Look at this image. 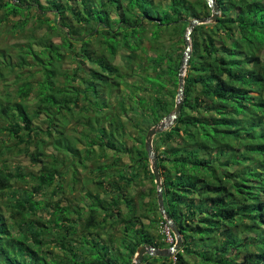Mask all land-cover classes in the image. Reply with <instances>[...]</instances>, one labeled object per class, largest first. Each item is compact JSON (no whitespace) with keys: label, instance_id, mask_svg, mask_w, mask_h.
Here are the masks:
<instances>
[{"label":"trees","instance_id":"1","mask_svg":"<svg viewBox=\"0 0 264 264\" xmlns=\"http://www.w3.org/2000/svg\"><path fill=\"white\" fill-rule=\"evenodd\" d=\"M44 1L0 0V28H45L0 47V84L17 73L14 91L0 85V135L15 140L0 144L10 214L0 210V264H133L145 244H175L154 233L167 221L146 135L174 111L189 24L211 9L207 0ZM216 2L217 21L191 34L181 113L154 138L183 245L141 264H264V0ZM134 77L145 87L130 85ZM124 90L132 105L113 106ZM70 124L78 136L65 132ZM13 153L38 169L9 167L2 157ZM143 176L153 184L147 194L136 191ZM12 180L31 187L18 193ZM66 188L84 194L82 205L62 203Z\"/></svg>","mask_w":264,"mask_h":264},{"label":"rangeland","instance_id":"2","mask_svg":"<svg viewBox=\"0 0 264 264\" xmlns=\"http://www.w3.org/2000/svg\"><path fill=\"white\" fill-rule=\"evenodd\" d=\"M43 3H45L44 0H41ZM157 2L160 1V0H156ZM182 2L184 3H189V4H193V5H198V0H181ZM161 2H166V3H170L171 0H161ZM2 14V11H0V15ZM48 15H50V17L52 19H55L56 16H53L51 13H49ZM12 18V17H10ZM15 18H12L10 20H14ZM8 24L11 25L10 22H8ZM152 27V26H151ZM45 30V28L43 29H40L39 31L35 29V27L32 26V23H30L28 25V27L23 31V32H18V33H13L10 31V28L8 27L7 24L3 25L1 28H0V47L2 46V49H6V47L8 45H11L12 43H25L26 42V38H29L30 36L34 35V36H38V35H42V32ZM149 35V33H148ZM54 40L56 42L59 41V37L55 36L54 37ZM173 42L172 38L170 37V35L168 37H166V39L164 40V45L165 47H169L171 45V43ZM144 47H150V44L147 43ZM65 67L67 68H73L74 67V64L71 63L70 61H67L66 64H65ZM17 74V73H16ZM16 74H13L12 76H8L7 79H6V83L5 84H0L2 86V89L3 87L6 88L5 92H11V91H14L16 89V82H15V78H12L14 76H16ZM28 74V71L25 70V73L24 75L21 74L20 75V72L18 75H20L21 78L25 77L26 75ZM139 81V82H138ZM130 83L132 82H137V83H134V84H130V85H135L136 87H139L140 84H143V82H140L139 78H131L129 80ZM145 87V84H143V88ZM125 91V90H124ZM136 95H143V96H146V97H150V92H146L145 90H143L142 88H139L136 90ZM123 96H114V97H111L109 98V100L113 103V106L117 105V102L118 101H123L125 104H126V107L127 106H131L132 102V98L130 96H132L129 92L125 91L123 94ZM107 96L105 95L104 98H106ZM35 99V95H32L30 97V102L33 103ZM79 131V130H78ZM67 134H69V136H72V135H76L78 132L75 128V126H73V124H70L68 127H67V130L65 131ZM79 134H77L78 136ZM155 140V139H154ZM0 144L2 145H7V146H12L13 144H15V140L13 138H10V136L8 134H4V135H0ZM79 147H81L82 145L79 144L78 145ZM49 150H51V148H49ZM10 157V159H8V164H9V167L11 168H15L16 166H21L22 168L28 170V171H32V170H37L38 167L33 165L31 162H30V159L24 155V154H21V155H18L17 153L14 155V153L11 155H8V154H5L2 159H6L7 157ZM124 157V155L122 156V158ZM124 160L125 161H128L127 157H124ZM0 168H4L5 170H9L8 168H5L4 165H2V163L0 162ZM80 173L81 175L83 174H88L89 172H85V170H80ZM68 182V181H66ZM12 183H13V189H15V191H17L18 193H21L23 190H25L26 188H30L31 185H26L25 183L23 182H19V180H12ZM92 189H93V185L90 186ZM153 188V184L151 182L150 179H145V177L143 176V178L141 179V183L139 185V187L136 189V191H139V192H143V193H148L149 192V189H152ZM65 194L60 196V199L62 201L63 204H66V205H74V206H77L78 203H80V205H82V201L84 200L83 199V196L84 194H81L82 192H77L76 190H73V191H70L68 190V188L65 189ZM146 196V195H145ZM146 199H144L142 201V203H148L150 200V198L148 196L145 197ZM58 199V198H57ZM7 201H9V197H5V199L1 198L0 199V210L4 213V215L8 216L9 217V210L6 208V204H7ZM155 231V230H154ZM159 231H161V233H165L167 236H168V239L167 241L169 243H172L174 240L173 238L171 237L170 233H169V228L164 226L160 229H157L154 233L155 235H157V239L161 238V235L158 234ZM56 252H60V250L58 248H55L54 249Z\"/></svg>","mask_w":264,"mask_h":264},{"label":"water","instance_id":"3","mask_svg":"<svg viewBox=\"0 0 264 264\" xmlns=\"http://www.w3.org/2000/svg\"><path fill=\"white\" fill-rule=\"evenodd\" d=\"M207 3L211 9V16L203 19L192 20L189 24L188 31L186 33V51L184 53L180 70H179V87L176 96V105L174 111L168 116L162 119L159 123L149 129L146 135L145 148L148 153V157L151 161L152 173L155 176V183L157 185V200L161 214L165 217L168 227L173 231L175 236V244L170 248H158L150 244L141 246L135 256L133 264H141L145 255L157 256V257H168L171 258L183 245L182 236L176 224L173 222L170 215L167 213L163 199V182L160 175V169L158 165V155L154 147V138L167 130H169L177 121L184 103L185 97V76L186 70L189 66V61L192 56V42L191 34L197 25L214 23L221 15L220 7L216 0H207Z\"/></svg>","mask_w":264,"mask_h":264},{"label":"clouds","instance_id":"4","mask_svg":"<svg viewBox=\"0 0 264 264\" xmlns=\"http://www.w3.org/2000/svg\"><path fill=\"white\" fill-rule=\"evenodd\" d=\"M167 227H168V225H167ZM169 228V227H168ZM169 233H170V235H171V233L173 234V231L169 228ZM172 237V236H171ZM173 240L175 241V236H174V234H173Z\"/></svg>","mask_w":264,"mask_h":264}]
</instances>
